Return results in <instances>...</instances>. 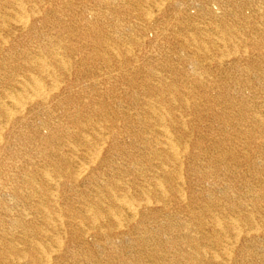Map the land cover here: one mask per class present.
I'll return each mask as SVG.
<instances>
[{
	"label": "bare ground",
	"instance_id": "bare-ground-1",
	"mask_svg": "<svg viewBox=\"0 0 264 264\" xmlns=\"http://www.w3.org/2000/svg\"><path fill=\"white\" fill-rule=\"evenodd\" d=\"M0 264H264V0H0Z\"/></svg>",
	"mask_w": 264,
	"mask_h": 264
},
{
	"label": "rangeland",
	"instance_id": "rangeland-1",
	"mask_svg": "<svg viewBox=\"0 0 264 264\" xmlns=\"http://www.w3.org/2000/svg\"><path fill=\"white\" fill-rule=\"evenodd\" d=\"M187 7V6H186ZM188 8V10H189V13L191 14V15H194L196 12H197V10H196V8H192V7H190V6H188L187 7ZM154 39V36H153V34H152V32H150L149 33V37H148V40H153ZM122 109H130V111L133 113V115L134 116H137L136 114H135V111H136V109L138 108V106H129V105H127V104H125V105H122V107H121ZM255 263H257V260L255 261Z\"/></svg>",
	"mask_w": 264,
	"mask_h": 264
}]
</instances>
